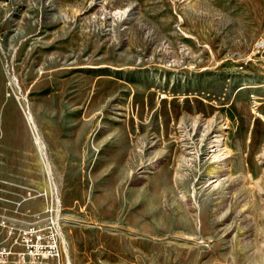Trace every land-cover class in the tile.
I'll list each match as a JSON object with an SVG mask.
<instances>
[{"label":"rangeland","instance_id":"obj_1","mask_svg":"<svg viewBox=\"0 0 264 264\" xmlns=\"http://www.w3.org/2000/svg\"><path fill=\"white\" fill-rule=\"evenodd\" d=\"M26 104L73 264H264V0H0V215L22 223L44 186Z\"/></svg>","mask_w":264,"mask_h":264},{"label":"built area","instance_id":"obj_2","mask_svg":"<svg viewBox=\"0 0 264 264\" xmlns=\"http://www.w3.org/2000/svg\"><path fill=\"white\" fill-rule=\"evenodd\" d=\"M4 68L10 76L9 85L15 87L17 79L7 62ZM24 112L38 151L44 186L38 190L27 189L14 204V213L20 215L18 209L29 201L38 200L42 202L43 208L32 213L27 223L0 215V264H72L71 247L64 230V205L57 174L27 104Z\"/></svg>","mask_w":264,"mask_h":264},{"label":"bare ground","instance_id":"obj_3","mask_svg":"<svg viewBox=\"0 0 264 264\" xmlns=\"http://www.w3.org/2000/svg\"><path fill=\"white\" fill-rule=\"evenodd\" d=\"M207 148V154L209 156V169L207 171L208 174L205 176L204 185L207 188L209 187L211 192L215 191L214 193L220 194L223 193V187L225 184L223 179H221V175L226 174L227 171H231L230 168H225L226 165L224 162L231 157V154L225 138H223L221 134L214 135L209 141Z\"/></svg>","mask_w":264,"mask_h":264},{"label":"crops","instance_id":"obj_4","mask_svg":"<svg viewBox=\"0 0 264 264\" xmlns=\"http://www.w3.org/2000/svg\"><path fill=\"white\" fill-rule=\"evenodd\" d=\"M70 154L68 155V158L70 159ZM79 157H80V154H79V150L78 149H75V151H74V153H73V158H74V160H79ZM69 168V167H68ZM74 172H76L75 170H74ZM4 187V183H3V181H1L0 180V198H1V200H0V202H2V201H4L5 199L2 197L3 196V194H4V190L2 189ZM36 203H39L40 204V209L42 210V208H43V204H42V202H40V201H38V200H35V201H29V202H25V203H23L21 206H20V208L18 209L19 210V214H21L22 212L24 213H27V212H29L30 210H28V209H26V207H25V204H30V205H36ZM15 204V203H14ZM13 209H15V205H14V208ZM37 212V211H36ZM13 213H14V210H13ZM22 213V214H23ZM34 213V212H33ZM32 214V213H31ZM1 236H2V234H1V231H0V240H1ZM71 247V246H70ZM71 258H72V252H71ZM72 264H73V259H72Z\"/></svg>","mask_w":264,"mask_h":264}]
</instances>
